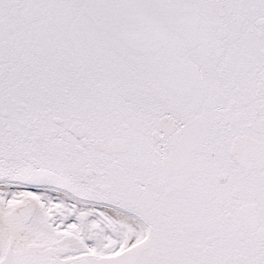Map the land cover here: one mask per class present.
I'll list each match as a JSON object with an SVG mask.
<instances>
[{
	"label": "snow or ice",
	"instance_id": "6c2138e0",
	"mask_svg": "<svg viewBox=\"0 0 264 264\" xmlns=\"http://www.w3.org/2000/svg\"><path fill=\"white\" fill-rule=\"evenodd\" d=\"M0 264H264V0H0Z\"/></svg>",
	"mask_w": 264,
	"mask_h": 264
}]
</instances>
